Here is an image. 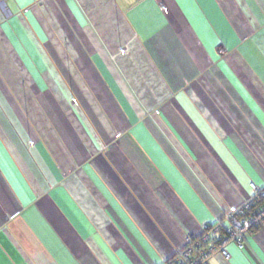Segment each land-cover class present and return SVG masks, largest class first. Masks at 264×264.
I'll list each match as a JSON object with an SVG mask.
<instances>
[{
	"label": "crops",
	"instance_id": "1",
	"mask_svg": "<svg viewBox=\"0 0 264 264\" xmlns=\"http://www.w3.org/2000/svg\"><path fill=\"white\" fill-rule=\"evenodd\" d=\"M253 182L264 0L0 1V264H166Z\"/></svg>",
	"mask_w": 264,
	"mask_h": 264
},
{
	"label": "built area",
	"instance_id": "2",
	"mask_svg": "<svg viewBox=\"0 0 264 264\" xmlns=\"http://www.w3.org/2000/svg\"><path fill=\"white\" fill-rule=\"evenodd\" d=\"M250 186L252 196L226 214L227 224L205 225L201 235L188 236L185 246L166 264H211L219 252L230 258L232 245L243 247L247 233L264 226V187L254 182Z\"/></svg>",
	"mask_w": 264,
	"mask_h": 264
},
{
	"label": "trees",
	"instance_id": "3",
	"mask_svg": "<svg viewBox=\"0 0 264 264\" xmlns=\"http://www.w3.org/2000/svg\"><path fill=\"white\" fill-rule=\"evenodd\" d=\"M221 222V221H220ZM216 223H219V222H216Z\"/></svg>",
	"mask_w": 264,
	"mask_h": 264
},
{
	"label": "rangeland",
	"instance_id": "4",
	"mask_svg": "<svg viewBox=\"0 0 264 264\" xmlns=\"http://www.w3.org/2000/svg\"><path fill=\"white\" fill-rule=\"evenodd\" d=\"M237 208V207H236ZM227 222V221H226Z\"/></svg>",
	"mask_w": 264,
	"mask_h": 264
},
{
	"label": "snow or ice",
	"instance_id": "5",
	"mask_svg": "<svg viewBox=\"0 0 264 264\" xmlns=\"http://www.w3.org/2000/svg\"><path fill=\"white\" fill-rule=\"evenodd\" d=\"M245 95H246V93H245Z\"/></svg>",
	"mask_w": 264,
	"mask_h": 264
}]
</instances>
